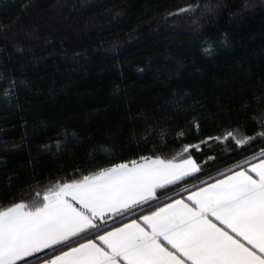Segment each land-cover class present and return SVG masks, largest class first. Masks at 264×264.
Returning <instances> with one entry per match:
<instances>
[{"label":"trees","instance_id":"16d2710c","mask_svg":"<svg viewBox=\"0 0 264 264\" xmlns=\"http://www.w3.org/2000/svg\"><path fill=\"white\" fill-rule=\"evenodd\" d=\"M262 112L264 0H0V208L111 163L252 136ZM189 153L203 173L161 199L242 158L231 139Z\"/></svg>","mask_w":264,"mask_h":264},{"label":"snow or ice","instance_id":"6c2138e0","mask_svg":"<svg viewBox=\"0 0 264 264\" xmlns=\"http://www.w3.org/2000/svg\"><path fill=\"white\" fill-rule=\"evenodd\" d=\"M229 139L241 160L161 199L203 173L189 149ZM178 155L111 163L0 208V264H264V131L228 130Z\"/></svg>","mask_w":264,"mask_h":264},{"label":"crops","instance_id":"0c3cea01","mask_svg":"<svg viewBox=\"0 0 264 264\" xmlns=\"http://www.w3.org/2000/svg\"><path fill=\"white\" fill-rule=\"evenodd\" d=\"M194 158V157H193ZM195 160H196V158H194ZM197 161V163H199L200 165H201V167L203 168V166H204V164L206 163V161L205 162H198V160H196ZM197 174H195V176H196ZM202 180H204V179H202ZM199 182V181H198ZM187 194V193H186ZM186 194H184V195H186ZM109 223H111L110 221H109Z\"/></svg>","mask_w":264,"mask_h":264},{"label":"rangeland","instance_id":"374dc122","mask_svg":"<svg viewBox=\"0 0 264 264\" xmlns=\"http://www.w3.org/2000/svg\"><path fill=\"white\" fill-rule=\"evenodd\" d=\"M230 140V139H229ZM228 141V140H227ZM220 142H224V141H220ZM224 169H222L221 171H223ZM217 173V172H216Z\"/></svg>","mask_w":264,"mask_h":264}]
</instances>
